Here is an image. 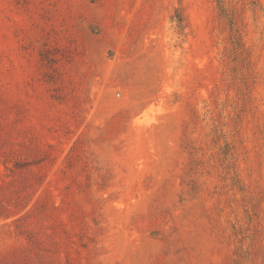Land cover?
Listing matches in <instances>:
<instances>
[{
  "label": "rangeland",
  "instance_id": "374dc122",
  "mask_svg": "<svg viewBox=\"0 0 264 264\" xmlns=\"http://www.w3.org/2000/svg\"><path fill=\"white\" fill-rule=\"evenodd\" d=\"M224 1L0 0V264H264V0Z\"/></svg>",
  "mask_w": 264,
  "mask_h": 264
},
{
  "label": "trees",
  "instance_id": "16d2710c",
  "mask_svg": "<svg viewBox=\"0 0 264 264\" xmlns=\"http://www.w3.org/2000/svg\"><path fill=\"white\" fill-rule=\"evenodd\" d=\"M219 1V4L222 6V12L225 13L227 16H228V12H226L227 8L224 6L225 5V1L224 0H218ZM232 15L231 16V25H232V35H231V39H233V44H234V47H235V53H244V44H243V41H242V38H241V34L238 30V28H236V22H235V16H236V10H234L232 12ZM229 152H230V145L229 144H226L225 148L223 149L222 153L224 154V158L225 160L228 159V157H230L229 155ZM232 180V184L234 186H237L240 190H242V187L240 186V180L238 179L237 175H233L231 176L230 178ZM253 205L249 208L246 209L249 217L251 219H254V215H256L255 212H257V210L255 209L256 208V204L255 203H252ZM253 211V213L251 212ZM256 239V238H255ZM248 254H250V252H248Z\"/></svg>",
  "mask_w": 264,
  "mask_h": 264
},
{
  "label": "bare ground",
  "instance_id": "6f19581e",
  "mask_svg": "<svg viewBox=\"0 0 264 264\" xmlns=\"http://www.w3.org/2000/svg\"><path fill=\"white\" fill-rule=\"evenodd\" d=\"M144 46V45H143ZM113 73V72H112ZM115 73V72H114ZM111 75V73H110V69H107L106 71H105V73H104V76L106 77V78H108L109 76ZM113 75V74H112ZM108 80V79H107ZM136 83V82H135ZM143 90V89H142ZM138 91V90H137ZM130 93V92H129ZM128 93V94H129ZM142 94L143 96H145V91L143 90V91H138V92H136V94ZM135 94V95H136ZM142 96V97H143ZM140 99V98H139ZM138 99V100H139ZM116 106H115V102H112V103H110L109 105H107L106 106V108L104 109V111L103 112H101V116H104L105 115V113H107L108 111H110V110H112L113 108H115ZM95 117H96V115H95ZM166 125V124H165ZM174 128H175V125H174V123L173 122H171V123H169L167 126H166V128H165V130H163V132L162 133H176L175 131H174ZM138 144V143H137ZM156 159V158H155ZM161 163H165V161H163V160H161V162H160V164ZM160 164H159V166H160ZM168 164V163H167ZM164 166H166V165H164ZM163 172V171H162ZM141 244V243H140ZM128 245V244H127ZM136 248V247H135ZM137 249H139V248H136L135 250H137ZM140 250H142V248L140 249ZM140 250H138V252L140 253ZM124 252V251H123ZM137 252V251H136ZM125 254V253H124ZM136 254V253H135ZM134 256V255H133ZM137 256V255H136ZM139 256V255H138ZM142 257V256H141Z\"/></svg>",
  "mask_w": 264,
  "mask_h": 264
}]
</instances>
